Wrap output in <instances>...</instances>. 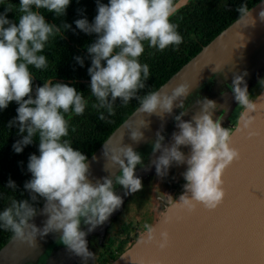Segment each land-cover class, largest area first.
<instances>
[{
    "label": "clouds",
    "instance_id": "obj_1",
    "mask_svg": "<svg viewBox=\"0 0 264 264\" xmlns=\"http://www.w3.org/2000/svg\"><path fill=\"white\" fill-rule=\"evenodd\" d=\"M96 2L97 15L92 23L86 17L74 22L82 32L96 34L94 42L85 46L91 58V66L87 69L91 78L90 93L98 101L94 107L107 108L112 114L113 104L120 98L125 105L136 99L141 114H171L177 100H181L178 106L185 108L183 99L190 95L187 84L179 85L171 94L151 91L139 95L150 75L149 65L139 61L145 51L143 42L161 51L183 42L178 26L170 19L178 10L175 0ZM70 3L71 0H20L18 7L4 4V12L0 13V110L13 101L19 105L17 116L8 124L9 127L17 126L18 135L22 136L13 144L16 153H22L24 147L35 140L39 142V155L31 154L27 164L31 179L24 183V189L29 198L13 199L10 206L0 212V227L34 247L38 236L44 238L50 233H60L59 240L68 252L87 261L94 255L88 248L87 235L104 224L123 204V198L115 191L116 186L125 189L124 195L142 190V179L135 170L137 165H144L142 154L130 145H120L111 151L104 146V156L118 165L120 172L93 182L89 179L88 156L65 139L69 135L71 115H82L88 104L84 93L66 83L48 80L37 86L33 95V74L29 66L47 68L48 58L40 53L44 52L51 37L62 36L71 28L68 23H48L42 10L62 17ZM11 11L19 12L16 15L18 23L7 18ZM236 11L239 23L249 25L247 22L252 16L248 5L241 3ZM259 16L264 20V10ZM254 23L252 20L251 24ZM75 60L84 66V58L77 56ZM246 75V72L236 75L230 89L238 105L251 113L258 105L250 98ZM197 102L201 110L190 121L182 119L186 110L175 116L179 131L173 132L171 146L164 145L165 137L157 131L152 151H160L161 155L152 163L156 175L161 178L168 175L173 164H187L183 192L176 207L192 211L202 205L215 210L226 197L223 174L241 159V153L233 146V131L223 127L219 118H213L214 111L222 105L207 98ZM99 118L104 120V114ZM241 120L244 128H248L251 121L244 115ZM130 131L133 141L143 139L139 129ZM181 146L190 147V153L181 151ZM6 187L16 190L17 185L9 178ZM41 201L42 210L37 207ZM38 213L47 217L42 227L32 222ZM82 223L88 226L87 231L82 230ZM145 227L148 231L146 243H151L155 230L151 225ZM160 236L158 243L164 248L168 236L166 233Z\"/></svg>",
    "mask_w": 264,
    "mask_h": 264
},
{
    "label": "water",
    "instance_id": "obj_2",
    "mask_svg": "<svg viewBox=\"0 0 264 264\" xmlns=\"http://www.w3.org/2000/svg\"><path fill=\"white\" fill-rule=\"evenodd\" d=\"M189 1L177 0V9ZM249 9L252 16L248 19L249 25L245 26L236 19L155 91L171 94L179 85L187 84L191 94L258 40L264 34V20L259 16L264 10V0H259ZM252 20L254 24H251ZM253 101L258 105L257 110L248 113L243 108L232 129L233 146L240 150L241 159L225 170L222 179L226 197L215 210H208L202 205H197L192 211L176 207L183 190L168 203L165 196L159 193L161 188L158 190V186L149 185L155 175L152 161L161 155L160 151H152L156 133L161 131L165 137L164 145L171 146L172 134L178 132L171 120L180 108L181 100L174 102L171 114L164 113L162 116L141 114L138 106L88 157L89 179L95 182L105 176L114 177L120 172L118 165H113L104 156V146L111 151L120 145H130L135 151H142L144 166L137 165L135 170V174L142 179V190L124 195V189L119 195L123 203L128 200L142 207V199L148 205L151 196L157 193L156 219L151 225L155 230L152 242L146 243V230L109 264H264V86ZM242 115L251 121L248 128H244ZM238 128L244 130L236 131ZM138 129L143 133V139L136 142L132 140L130 130ZM181 151L189 154L190 147L181 146ZM39 208L42 210L43 203ZM46 219L45 215L38 213L32 222L42 227ZM161 233L168 236L164 248L158 243ZM54 235L60 236V233H50L44 238L38 236L35 247L12 236L0 248V264L35 262ZM70 258L71 253L63 248L52 255L46 264H70L73 260Z\"/></svg>",
    "mask_w": 264,
    "mask_h": 264
},
{
    "label": "trees",
    "instance_id": "obj_3",
    "mask_svg": "<svg viewBox=\"0 0 264 264\" xmlns=\"http://www.w3.org/2000/svg\"><path fill=\"white\" fill-rule=\"evenodd\" d=\"M177 0H175L176 2ZM259 0H190L171 17V22L178 26V32L183 37L180 45H170L164 50L149 47L147 42L145 51L139 57L142 64H148L150 75L145 82L146 86L140 90L143 96L155 91L170 76L180 69L190 58L196 55L202 47L208 44L228 25L238 19L237 5L246 3L250 8ZM108 3V0H100ZM6 3L18 7L20 0H0V13L4 12ZM48 23L61 25L68 23L71 28L51 37L45 46L44 52L48 58V66L45 69H36L29 66L33 74V95L37 86L43 82L52 80L74 86L84 93L88 104L82 115H71L68 139L73 147L80 149L88 157L99 147L108 135L118 127L138 106L136 99L128 104H123L117 98L113 104L112 114L107 108H97L94 105L98 101L91 96V78L87 69L91 66V58L86 45L94 42L96 34H86L76 28L75 20L86 17L92 23L97 15L96 0H71L66 14L56 17L54 13L42 10ZM16 15L19 12L7 13V18L18 23ZM84 58V66L75 60V57ZM110 99V97H109ZM19 105L13 101L6 109L0 110V212L9 207L13 199L21 200L29 198V193L24 189V183L31 179V173L27 169L29 156L39 155L38 140L24 147L22 153L13 150V144L22 138L18 135V127H9V121L17 116L16 109ZM103 113L105 119L100 120ZM26 135V133H24ZM9 178L15 181L16 190L6 187ZM23 192V195L21 193ZM41 203L37 205L40 207ZM13 236L10 230L0 227V248Z\"/></svg>",
    "mask_w": 264,
    "mask_h": 264
},
{
    "label": "flooded vegetation",
    "instance_id": "obj_4",
    "mask_svg": "<svg viewBox=\"0 0 264 264\" xmlns=\"http://www.w3.org/2000/svg\"><path fill=\"white\" fill-rule=\"evenodd\" d=\"M238 66L239 69H237V73L244 74L245 72H251L250 69L252 66H250L249 63L243 59L238 64ZM230 87L231 86L229 84L224 82L218 84L217 87L211 91H206L205 88H203L197 94L195 93L196 95H194L191 100L189 99L190 101L186 105L184 104L185 108L180 107L181 109L177 115L186 110V114L183 116V118L188 121L190 115L199 113L201 110L200 104L197 101L203 98H207L215 101L218 105H222V107L217 108L214 111L213 118H219L222 121L223 127H228L230 130H232L235 126L238 114L243 107L238 105L234 97H229V93L231 91ZM210 92H212L213 94ZM230 106L231 109H229ZM174 166L175 170H172L167 176L164 188H161L159 190L169 202H171L179 193H181V191L183 190V185L185 184L183 173L186 171L187 165L182 166L180 169H177V165L174 164ZM121 189L122 186L117 185L115 191L118 192ZM150 215L151 214H148L149 221H146L147 224L143 222L142 215H135L130 213L127 216L122 215L119 216V218L116 220L114 219L113 221L109 222L106 221L104 224L99 225V228H101L102 230L98 231L97 233H93L91 237L90 235L88 237V248L94 255L84 264H109L120 253L128 248L137 237H139L143 232L147 230L145 225H148L149 222L151 224L153 216H156L155 213H152L151 216ZM82 225L83 223L81 224L82 230L87 231L88 226ZM62 248H65V246L55 245L53 248L54 250H51L49 255L48 250L46 253L47 257L44 263H46L50 256L54 255ZM81 261L82 263L84 262L82 258ZM37 263L42 264V262L39 263L38 261L36 262V264Z\"/></svg>",
    "mask_w": 264,
    "mask_h": 264
},
{
    "label": "rangeland",
    "instance_id": "obj_5",
    "mask_svg": "<svg viewBox=\"0 0 264 264\" xmlns=\"http://www.w3.org/2000/svg\"><path fill=\"white\" fill-rule=\"evenodd\" d=\"M242 59L245 60L246 62H248L250 66H252L251 69H250L251 72H246L247 75L244 76V79H245V81L247 83L248 90L250 92V98L253 100L255 98V96L260 92V90L262 89V87L264 86L263 85L264 84V34L258 40H256L253 44H251L247 49H245L240 55H238L236 58L232 59L229 62V64H227L224 68L220 69L218 72L214 73L211 77H209L204 83H202L199 86L198 89H196L193 93H191L186 98V100L183 103L186 105L193 98V96L196 95L203 88H205L206 91L207 90L211 91V90H214L217 87L218 84H221V83H224V82H226L227 84H229L231 86L232 81H233V79H234V77L236 75H243L241 73H237V69H239L238 64L242 61ZM210 93H212V92H210ZM229 97H234V95H233V93L231 91L229 93ZM180 109L181 108L177 109V111L174 114V117L171 120L173 126H175V128H176L177 131H179V129L176 127V123L177 122L175 121V116L178 114V112L180 111ZM229 109H231V106H230ZM192 117H193V115H190V117L188 118V121H190L192 119ZM182 119L184 121H186L183 117H182ZM138 151H139V153L143 154L142 151H140V150H138ZM182 166H184V165L178 166L177 169H180ZM172 170H175L174 164L169 169L168 175L170 174V172ZM167 176H165L163 178L158 177L156 175V171H155L154 179L152 178L150 180V184L149 185L158 186V190L160 188H164L165 181L167 180L166 179ZM122 190H124L123 187H122V189L120 191H118L116 193L119 195ZM159 193L162 194L161 192H159ZM156 196H157V193L154 192L153 196H151V198H150V201H149L148 205L147 204H144L145 203V200L142 199V202H141V203H143L142 204V207L137 206V205H133L128 200H126L121 205V207L119 208V210H116V211L113 212V214L109 217V219L107 221L108 222L109 221H113L114 219L115 220L118 219L119 216H122V215H126L127 216V215H129L131 213V214H135V215H142L143 216V222H145V224H147L146 221H149L148 220L149 219L148 218L149 217L148 214H151L152 215V213H156L157 212V208H156L155 202L158 199H157ZM153 200H154V202L151 203ZM167 202L169 203V201H167ZM153 218H152V223L150 224V222H149L148 225L149 224L150 225L153 224V222L156 219V216H153ZM82 226H84V224ZM95 229L96 230H94V232L89 233L87 235L86 239H87L88 243H89V240H88L89 235L91 237V235L93 233H97L98 231L102 230L101 228H99V226H97ZM55 245H63V244H61V242L59 240V235L58 236L57 235H54V237H52L51 240H49L45 244V249L43 250L42 254L37 257V259H36L35 262H33V263H26V264H36L37 261L39 263L42 262V264H43L45 262V260H46V257H47L46 256L47 251L49 250V253H48V255H49L50 252H51V250L52 251L54 250L53 248H54ZM58 252L59 251H57L54 255H56ZM72 258H73V260H72V262L70 264H84V263H86V261H84L82 263L81 258L78 257V256H76V255H74V254H71L70 260ZM44 264H46V263H44Z\"/></svg>",
    "mask_w": 264,
    "mask_h": 264
}]
</instances>
